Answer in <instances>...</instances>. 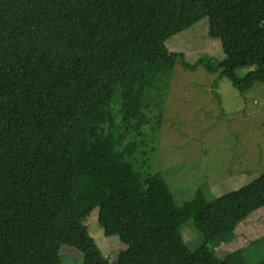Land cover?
I'll return each instance as SVG.
<instances>
[{
	"label": "trees",
	"instance_id": "trees-1",
	"mask_svg": "<svg viewBox=\"0 0 264 264\" xmlns=\"http://www.w3.org/2000/svg\"><path fill=\"white\" fill-rule=\"evenodd\" d=\"M204 18L225 57L191 64L166 42ZM177 63L242 95L264 84V0H0V264H61L64 245L83 264H231L182 229L234 232L264 208V172L181 204L152 171ZM95 209L127 246L116 262L84 223Z\"/></svg>",
	"mask_w": 264,
	"mask_h": 264
},
{
	"label": "rangeland",
	"instance_id": "rangeland-1",
	"mask_svg": "<svg viewBox=\"0 0 264 264\" xmlns=\"http://www.w3.org/2000/svg\"><path fill=\"white\" fill-rule=\"evenodd\" d=\"M209 19L166 42L172 52L184 53L193 64L199 58L224 59L222 43L208 34ZM245 69H239L243 77ZM215 83H217L215 85ZM152 171L171 185L178 203L192 200L201 189L206 201L240 189L264 172V84L242 95L232 83L202 66L187 70L177 63L171 81L162 131L152 158ZM98 209L85 219L89 235L102 253L116 262L127 249L118 236L106 237ZM191 250L205 246L216 258L231 264L264 262V208L251 214L234 232L206 242L191 220L182 229ZM61 264H83V254L64 245Z\"/></svg>",
	"mask_w": 264,
	"mask_h": 264
}]
</instances>
